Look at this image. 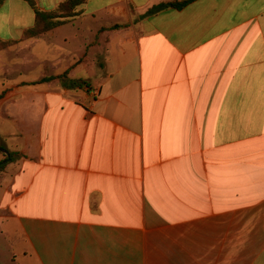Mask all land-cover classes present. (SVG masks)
Listing matches in <instances>:
<instances>
[{
	"label": "crops",
	"instance_id": "obj_1",
	"mask_svg": "<svg viewBox=\"0 0 264 264\" xmlns=\"http://www.w3.org/2000/svg\"><path fill=\"white\" fill-rule=\"evenodd\" d=\"M177 1L85 0L0 51L31 52L0 94V264H264V0L150 13ZM35 20L6 0L0 41Z\"/></svg>",
	"mask_w": 264,
	"mask_h": 264
},
{
	"label": "trees",
	"instance_id": "obj_2",
	"mask_svg": "<svg viewBox=\"0 0 264 264\" xmlns=\"http://www.w3.org/2000/svg\"><path fill=\"white\" fill-rule=\"evenodd\" d=\"M6 0H0V6L5 3ZM29 4V6L33 9L35 13V25L34 27L27 29L23 37L20 41H9L3 42L0 41V51L8 49L14 45L19 44L22 41H26L32 38L40 37L43 34L53 30L54 28L62 25L66 20L74 17L77 14V8L84 4L85 0H68L65 3L61 4L55 11L53 12H44L42 11L36 2V0H22ZM196 0H183L177 1L170 4H161L160 6L152 9L150 13H156L162 11L164 9L173 8L177 10H182L192 2ZM53 78H47L44 81L52 80ZM59 79L67 86L71 88H77L81 86V83L78 81H73L68 78V73L60 76ZM15 160V155L11 154L10 162ZM7 161V156L2 163H0V172L5 168L6 164L4 162Z\"/></svg>",
	"mask_w": 264,
	"mask_h": 264
},
{
	"label": "rangeland",
	"instance_id": "obj_3",
	"mask_svg": "<svg viewBox=\"0 0 264 264\" xmlns=\"http://www.w3.org/2000/svg\"><path fill=\"white\" fill-rule=\"evenodd\" d=\"M27 54H31L30 50H27L24 52L14 50L11 53H8L5 56V58L3 57L1 58L0 60V94L4 91V86H7L11 82H16L17 80L21 78V74L23 70H22V67L18 65V63ZM0 147L3 148L1 144H0ZM5 156L6 155L2 151H0V162L4 159ZM7 160H8V157H7Z\"/></svg>",
	"mask_w": 264,
	"mask_h": 264
},
{
	"label": "water",
	"instance_id": "obj_4",
	"mask_svg": "<svg viewBox=\"0 0 264 264\" xmlns=\"http://www.w3.org/2000/svg\"><path fill=\"white\" fill-rule=\"evenodd\" d=\"M0 151H2L8 157V160L7 161H9L10 160V153H9V151H7L6 149L1 148V147H0ZM4 163H6V162H4Z\"/></svg>",
	"mask_w": 264,
	"mask_h": 264
}]
</instances>
